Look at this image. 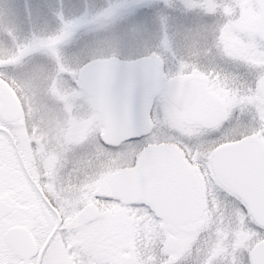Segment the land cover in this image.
Instances as JSON below:
<instances>
[{
	"label": "snow or ice",
	"instance_id": "snow-or-ice-1",
	"mask_svg": "<svg viewBox=\"0 0 264 264\" xmlns=\"http://www.w3.org/2000/svg\"><path fill=\"white\" fill-rule=\"evenodd\" d=\"M225 6L238 9L241 4L239 0H217L215 11L197 5L203 13V27L189 29L184 39L194 45L203 42L215 65L207 73V83L212 89L217 85L228 89L227 98L214 95L207 87L192 90L186 84L178 89L174 75H164L162 65L159 69L153 66L155 56L140 51L142 38L150 36L157 25L171 44L169 26L189 22L193 6L186 0H114L97 14L110 21L127 20L117 26L114 41L125 59L116 62L108 74L105 92L116 114L136 132L127 139L136 145L132 164L140 176L141 190L149 191L150 184L136 156L148 149L153 136L157 141L171 139L180 144L205 186L202 202L192 173L178 163L170 192L179 222L187 225L188 242L179 256L169 259V248L161 239L154 250L158 258L147 259L144 264H264V215H258L264 212V64L224 52L220 28L236 18L224 14ZM77 7L75 0H21L19 12L29 17L63 19L65 8ZM244 7L260 10L264 0H250ZM129 23L136 25L131 31ZM251 39L264 58V33ZM217 56L229 61L235 70L216 63ZM154 102L159 111L150 135L144 129L149 128ZM172 106L191 115L188 132L173 129L168 115ZM200 109L214 113L213 118L204 116ZM173 130L179 135L167 134ZM138 203L144 204L153 217L163 215L146 201Z\"/></svg>",
	"mask_w": 264,
	"mask_h": 264
},
{
	"label": "rangeland",
	"instance_id": "rangeland-1",
	"mask_svg": "<svg viewBox=\"0 0 264 264\" xmlns=\"http://www.w3.org/2000/svg\"><path fill=\"white\" fill-rule=\"evenodd\" d=\"M110 2L114 0H75L78 7L65 8L63 19H43L35 15L29 17L27 13L21 15L19 12L21 0H0V78L9 79L22 97L28 95V101L38 119L45 121L43 123L49 136L56 137L55 133L58 129V140H60L62 138L60 135H64L67 128L72 129L79 136H74L73 152H83V154H79L75 162L77 168H74V184L72 182V185L58 189V208L80 209L94 190H100L105 200L102 204L103 220L98 224L108 223L115 226L113 229L115 233L111 234L115 236H111L110 241L115 242L116 245L119 241L123 242L126 246L125 251L123 246V256H158V252L154 250L163 239L165 242L172 240L176 243V250L169 255L176 258L188 242L187 225L170 226L154 218L141 206L135 209L115 202L107 179L129 161L136 150V145L124 142L120 147L108 148L99 142L98 136L103 131V125L99 120H89L91 110L88 99L74 82L78 71L89 60L105 59L113 55L125 59L114 41L117 36V26L126 23V18L110 21L97 15L107 8ZM239 3L241 7L238 9L224 7L225 12L231 11L232 16L239 12L245 18L243 26L235 28L232 26L230 32L247 33L245 26L252 19L254 36L258 10L244 7L250 4V0H239ZM171 25L173 30H169V34L171 31L186 33L189 30L187 28L184 30V25L177 26L174 23ZM135 27L136 25L129 23L130 31ZM198 27L202 28L203 24L197 23L196 29ZM177 38L180 39L179 36ZM234 40L230 42L234 46L236 44L234 48L240 49L237 50L240 57L257 65L264 64V58H261L254 43L252 48H248L244 39ZM165 42L166 39L157 25L150 36L145 35L142 38L140 51L144 53L160 50ZM230 42L227 44L230 49L227 50L231 54L233 47ZM192 46L200 48V45L192 44ZM216 62L226 68L232 66L229 61L220 60L218 56ZM215 90H220L218 85ZM176 110L174 106L171 107L168 113L169 119L173 129L182 131L181 123L184 122L181 112L176 113ZM69 118L74 119L72 127L63 120ZM185 128L189 127L185 126ZM164 134L165 131L161 135ZM167 134L171 135V132ZM154 139L153 136L152 140ZM93 156L96 159L97 157L104 159L105 156L106 160L98 161L92 171L91 169L82 171L81 167ZM81 174H84V179H80ZM85 175H89L86 176V180ZM83 181L86 184L81 190L78 184ZM76 185L78 186L75 187ZM82 192L85 194L84 199ZM64 194H67L66 198ZM201 219L203 220L204 217L202 216ZM146 253L151 254L146 255Z\"/></svg>",
	"mask_w": 264,
	"mask_h": 264
},
{
	"label": "flooded vegetation",
	"instance_id": "flooded-vegetation-1",
	"mask_svg": "<svg viewBox=\"0 0 264 264\" xmlns=\"http://www.w3.org/2000/svg\"><path fill=\"white\" fill-rule=\"evenodd\" d=\"M200 1L186 0V3L193 6V10L188 13L190 19L187 24H184V30L187 28L195 31L197 23L203 24L200 20L203 13L197 5L207 6L208 11L216 10L217 0H202L204 3ZM223 12L227 16H232L231 11L225 12L223 9ZM234 15L235 20H230L220 28L219 41L228 56L240 57L237 52L240 49L234 48L236 44L234 46L230 41L234 39L243 41L244 39L247 42V47L252 48L253 20L251 19L245 26L248 30L247 33L242 31L240 34H233L230 32L232 26L234 28L243 26L245 19L239 12ZM169 27L171 28L168 31L173 30L172 25ZM185 34V31L179 33L171 31L170 34L168 32L171 44L169 45L166 39L162 49L151 51L162 58L164 74L168 75L171 72L176 80L189 78L186 82L178 83V89L183 88L186 84L192 90L207 87L214 95L221 96L223 94L222 98H227L228 89L218 85L220 90H215L207 83V73L215 65L212 62V56L205 52L203 42L199 44L200 48H195L190 44L191 42L184 39ZM178 36L180 39L177 38ZM228 42L233 47L231 54L227 50L230 49L227 47ZM214 52L215 49H213V55ZM180 60L182 63L178 64L177 62ZM229 69L235 70L233 66ZM171 78L169 76V79ZM3 79L16 93L21 104L22 114L18 119L10 118L2 106L0 94V264H144L147 259H157L156 255L153 257L123 256V246L124 251L126 248L123 242L119 241L116 245L115 242L110 241L111 236H115L111 235L115 233L113 230L115 226L108 223L98 224L103 220L102 204L105 200L103 199L105 196L100 193V190H94L83 205H98V210L91 211V214L97 212L94 217L83 216V206L80 209L58 208V189L74 184V168H77L75 162L78 155L83 154V152H73L74 136H79L69 128L65 130L64 135H60L62 137L60 140H58V129L55 133L56 137L49 136L43 123L45 121L38 119L28 101V95L25 94L22 97L9 79ZM90 110L89 120H99L105 130V122L100 113L92 108ZM152 110L153 117L150 118L149 134H151L150 129L157 123L155 113L159 109L155 102ZM178 111L176 110V113ZM180 112L184 122H180L183 127L182 131L185 132L189 130L185 126L190 124L192 117L189 113ZM63 120L71 127L74 125V119ZM160 131L162 134L165 130L161 129ZM101 134L102 132L98 136L99 142L108 148L113 147L101 140ZM171 135H179V132L173 130ZM185 140L191 142L187 140V137ZM163 142L175 143L177 148L183 151L178 156L175 155L177 159L181 161L188 159L184 155L185 149L175 140L161 139L157 141L154 139L151 144ZM122 144L114 147H120ZM177 148L175 147V149ZM100 160L105 161L106 157L104 156V159L97 157L96 159L93 156L87 164L81 167L82 171L90 169L92 171ZM132 160L133 156L120 168L132 166ZM193 166L200 177L196 165L193 164ZM81 176L80 179H84V174ZM86 176L89 175H85V180ZM107 180L111 190L110 176ZM200 180L204 186L203 180ZM85 184L84 181L78 184L81 186V190ZM82 194L84 199V192ZM65 196L67 194H64V198H66ZM113 199L121 206L135 209L137 206H141L147 213H150L144 204L122 205L115 196ZM168 258L173 259L174 257L169 256Z\"/></svg>",
	"mask_w": 264,
	"mask_h": 264
},
{
	"label": "water",
	"instance_id": "water-1",
	"mask_svg": "<svg viewBox=\"0 0 264 264\" xmlns=\"http://www.w3.org/2000/svg\"><path fill=\"white\" fill-rule=\"evenodd\" d=\"M257 2H260V0H257ZM256 33H264V8L258 10ZM153 55L155 56L153 66L159 69L162 65L163 72L161 58L156 54ZM118 61L121 60L117 56L104 60H94L81 70L76 80V84L81 85L82 90L88 95L91 107L98 110L105 120L106 130L101 136L102 140L106 144L113 145H119L121 142L128 140V137L136 135L132 125L116 114L105 92L106 78ZM188 80L189 78H184L177 80V82L181 83ZM0 94L2 106L7 115L13 119L19 118L21 114L20 103L12 89L2 79H0ZM199 111L209 119L214 116V113L207 109H200ZM148 125H150V119ZM147 130L148 128L144 129V131ZM175 146L173 143L150 144L147 150L138 155L137 159L140 161L150 184L149 191L141 190L140 176L133 166L123 168L113 174L110 183L112 192L122 204L146 201L151 208L163 213V215L156 217L179 226L184 224L179 222L170 192V180L178 171L179 162H182L183 167L192 173L195 191L202 202L204 196L198 174L188 159L181 161L175 157V155L178 156L181 153L180 150L175 149ZM96 208V205H87L84 207L82 214L85 217H94L97 213L91 214L90 211L96 210ZM258 215H264V212L258 213ZM167 246L170 252L176 249V243L172 240L168 241Z\"/></svg>",
	"mask_w": 264,
	"mask_h": 264
}]
</instances>
